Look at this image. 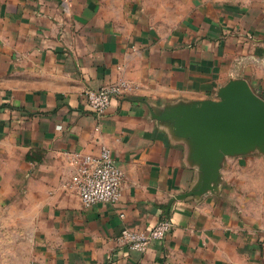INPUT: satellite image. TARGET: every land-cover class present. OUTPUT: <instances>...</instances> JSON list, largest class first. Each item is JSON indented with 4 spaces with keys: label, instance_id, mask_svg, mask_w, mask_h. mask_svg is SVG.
<instances>
[{
    "label": "crops",
    "instance_id": "crops-1",
    "mask_svg": "<svg viewBox=\"0 0 264 264\" xmlns=\"http://www.w3.org/2000/svg\"><path fill=\"white\" fill-rule=\"evenodd\" d=\"M146 1L0 0V264H264V154L225 156L211 190L176 199L201 168L153 117L231 79L264 99V0H182L172 27ZM117 81L97 117L84 91ZM103 146L122 197L86 207L68 154ZM162 218L145 251L120 241Z\"/></svg>",
    "mask_w": 264,
    "mask_h": 264
},
{
    "label": "water",
    "instance_id": "water-1",
    "mask_svg": "<svg viewBox=\"0 0 264 264\" xmlns=\"http://www.w3.org/2000/svg\"><path fill=\"white\" fill-rule=\"evenodd\" d=\"M216 95L218 99L176 103L153 115L187 142L201 168L199 188L176 199L211 190L225 156L254 150L264 154V99L242 79L229 80Z\"/></svg>",
    "mask_w": 264,
    "mask_h": 264
},
{
    "label": "built area",
    "instance_id": "built-area-1",
    "mask_svg": "<svg viewBox=\"0 0 264 264\" xmlns=\"http://www.w3.org/2000/svg\"><path fill=\"white\" fill-rule=\"evenodd\" d=\"M130 88L125 81H117L98 89L84 91L87 107L97 116H104L115 97H119ZM69 163L73 168L70 186L78 194L86 207L97 203L114 204L122 197L123 172L116 164L110 149L101 147L98 154L70 152ZM172 221L162 218L148 231L123 228L119 239L129 250L145 251L154 241H161L170 232Z\"/></svg>",
    "mask_w": 264,
    "mask_h": 264
},
{
    "label": "rangeland",
    "instance_id": "rangeland-1",
    "mask_svg": "<svg viewBox=\"0 0 264 264\" xmlns=\"http://www.w3.org/2000/svg\"><path fill=\"white\" fill-rule=\"evenodd\" d=\"M147 11L159 25L172 27L184 12L182 0H147ZM167 23V24H166ZM1 244V243H0ZM2 250V248H0ZM2 252V251H1Z\"/></svg>",
    "mask_w": 264,
    "mask_h": 264
}]
</instances>
